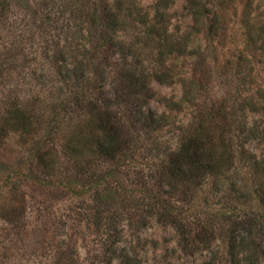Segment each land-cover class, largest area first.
I'll return each mask as SVG.
<instances>
[{"label": "rangeland", "instance_id": "obj_1", "mask_svg": "<svg viewBox=\"0 0 264 264\" xmlns=\"http://www.w3.org/2000/svg\"><path fill=\"white\" fill-rule=\"evenodd\" d=\"M138 1L152 13L154 0ZM206 2L210 9L206 17L200 18L192 15L196 9L190 8L186 0H168V30L187 38V50L170 57L174 77L169 84L148 82L151 95L142 106L146 114L148 109L155 115L167 113L186 124L194 110L212 103L230 108L239 102L237 109H228L230 117L237 125H254L261 136L244 139L242 135L226 134L232 139V165L240 172L241 181L251 175L244 165L248 154L264 155V44L262 48L259 39L248 32L264 23V0ZM25 5L14 7L13 3L0 15V125L13 106L27 108L37 117L31 136L13 131L0 135V264H107L113 253L125 251L133 256V264H230L229 231L240 228L237 223L243 222L251 207L245 197L228 191L227 184L238 179L233 176V168L225 172L226 180L214 189L211 179L166 189L171 193L163 198L172 203L170 214L184 224L189 245L173 226L145 217L144 207H139L137 213L133 210L135 202L131 200L137 198L138 190L154 184L152 178L157 176L160 160L177 147L175 126L153 129V125L147 126L145 114L136 113L133 118L114 105V111L128 126L125 131L130 136L135 162V167L122 177L134 192L119 211L105 206L98 214L93 193L72 194L56 189L52 183L32 179L31 173H39L36 136L45 133L53 111L65 107L68 112L53 131L52 140L47 139L58 153V136L74 130L77 122L88 117L89 109L97 102V88L103 84L110 88L113 74L110 71L108 76L100 77L90 69L89 59L86 67L90 72L86 71L78 83L63 82L49 51L53 43L77 49L80 14H70L68 0H25ZM211 20L213 26L206 30ZM84 84L86 87L81 88ZM191 88L190 102L196 109L189 102L178 110L166 106L167 99L177 102ZM74 92H79L76 98L71 96ZM245 98L254 99L255 109L240 106ZM152 136L161 142L160 149L148 148L146 139ZM95 163L99 164L95 168L102 171L113 166L110 161ZM142 219L144 223H140ZM119 261L113 258L112 263Z\"/></svg>", "mask_w": 264, "mask_h": 264}, {"label": "trees", "instance_id": "obj_2", "mask_svg": "<svg viewBox=\"0 0 264 264\" xmlns=\"http://www.w3.org/2000/svg\"><path fill=\"white\" fill-rule=\"evenodd\" d=\"M186 1L190 8L196 9L191 12L192 15L206 17L207 10L210 9L206 0ZM13 3L14 7H21L25 5V0H1L0 15L3 11L7 12ZM68 6L74 17L76 12L80 14L78 28L81 32L76 50L70 49L66 44L56 43H53L51 51L48 50L49 58L56 63V74L63 82L68 80L72 84L78 83L90 69L100 77L108 76V72L112 71V81L108 89L104 84L97 88L98 98L94 100L97 102L89 109L88 117L77 122L74 130L58 136L61 142L60 154L47 139H51L53 131L59 128L60 121L65 119L68 112L65 107L62 111H53L45 133L36 136L34 151L39 173H31L32 179L39 183H52L56 189L72 194L93 193L98 214L104 212L105 206L115 207L119 211L134 192L123 183L122 177L127 176L129 169L135 167V162L133 147L129 145L130 136L125 131L128 126H125V120H122L119 112L117 114L114 111V105H117L119 111H127L133 118H136V113L145 114L147 126L153 125V129L165 126L173 129L175 126L177 147L160 160L155 172L157 176L152 178L154 184L138 190L139 195L131 201L135 202V213L139 211V207L142 210L144 207L145 217L173 226L179 236L185 237L186 245H189L184 224L175 214H170L172 203L163 198L164 194L171 193L166 189L197 179H211L213 189L222 185L226 180L225 172L234 167L232 139L226 137L227 133L242 135L247 139L255 135L261 137L259 132L254 125H248L247 122L237 125L234 118L230 117L228 109L238 108L239 102L230 108L226 104L217 106L212 103L205 109L194 110L195 113L186 124L167 113L155 115L150 109L147 114L144 112L142 104L151 95L148 82L152 80L158 84H169L174 77L170 57L179 56L187 50V38L168 30V0H154L151 14L138 0H68ZM212 26L211 20L205 28L211 29ZM248 32L251 37L259 39L263 48L264 23ZM95 46L96 49L93 48ZM114 57L117 58L116 61L111 62L110 58ZM89 59L92 63L88 70L86 65ZM107 67L110 69H106ZM87 84L81 88H85ZM191 91L192 88L186 90V95L177 102L167 99L166 106L171 110H178L184 102H189L196 109L194 102H190ZM78 93L74 92L72 98H76ZM253 100L245 98L240 106L253 110L256 106ZM6 113L1 121L0 135H5L8 131L25 136L33 135L31 132L35 134L37 117L27 108L13 106ZM122 113L126 118L127 115ZM238 127L239 130L236 129ZM218 128L220 130L217 133ZM146 136L149 137L148 134ZM54 139L55 137L53 141ZM146 140L150 151L160 149L161 142L156 137ZM248 155L244 165L253 177L249 174V177H242L240 181V172L233 168V174H236L233 176H238V179L235 177L233 182L227 184L229 192L245 197L249 202L247 205L251 206L243 222L237 223L240 228L234 227L229 231L230 264H264V155ZM95 161H110L113 166L102 171L100 167L95 168V165H99L94 164ZM149 170L150 173V167ZM116 204L120 205L116 207ZM119 213L121 214L118 212V215ZM140 223H144L143 219ZM121 250L125 251V248L122 247ZM113 258H119V264H133V256L126 251L122 254L113 253L107 264H113Z\"/></svg>", "mask_w": 264, "mask_h": 264}]
</instances>
